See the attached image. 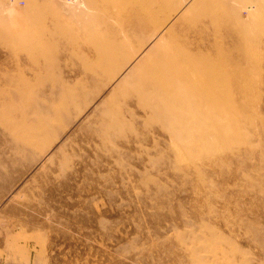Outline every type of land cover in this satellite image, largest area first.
Masks as SVG:
<instances>
[{"label":"rangeland","instance_id":"obj_1","mask_svg":"<svg viewBox=\"0 0 264 264\" xmlns=\"http://www.w3.org/2000/svg\"><path fill=\"white\" fill-rule=\"evenodd\" d=\"M0 264H264V0H0Z\"/></svg>","mask_w":264,"mask_h":264}]
</instances>
